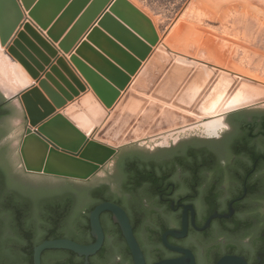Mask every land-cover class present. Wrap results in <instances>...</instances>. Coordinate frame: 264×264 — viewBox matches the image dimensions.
<instances>
[{"label": "flooded vegetation", "instance_id": "flooded-vegetation-1", "mask_svg": "<svg viewBox=\"0 0 264 264\" xmlns=\"http://www.w3.org/2000/svg\"><path fill=\"white\" fill-rule=\"evenodd\" d=\"M0 95L6 96L1 87ZM202 128L198 134L183 130L147 140L154 141L149 148L140 147L145 142L121 148L90 180H72L87 187L69 196L61 226L57 209L48 210L39 224L30 201L22 198L31 224L23 227L19 243L5 234L13 227L2 225L0 245L5 251L17 246L33 250L34 255L58 232L64 234L59 239L92 245L91 212L110 202L127 213L146 264L180 259L181 250L191 251L196 264H218L226 256L264 264V106L225 115ZM46 203L57 206L56 200ZM215 214L222 217L208 224ZM100 222L105 240L97 254L86 258L67 251L56 257V250L45 251L42 264H135L114 215L103 212ZM6 256L0 252L1 263Z\"/></svg>", "mask_w": 264, "mask_h": 264}, {"label": "water", "instance_id": "water-1", "mask_svg": "<svg viewBox=\"0 0 264 264\" xmlns=\"http://www.w3.org/2000/svg\"><path fill=\"white\" fill-rule=\"evenodd\" d=\"M48 1L41 0L37 3V0H0L1 60L4 56H9L13 62L24 67L34 80H38L42 69L34 56L47 62L42 51L50 56H55L57 51L33 25L30 23L22 24L25 19L23 9L29 12L31 19L42 30L48 31L47 35L52 41L60 42L61 50L67 53L72 49L75 39L84 27L106 6L105 4L109 0H95L90 9L84 13L77 25L62 41L63 28L61 25L69 22L87 0H73L54 26L52 25V18L44 15ZM20 27L23 28V31L19 32L10 43ZM100 30L105 31L109 37ZM88 39L107 59L92 47L82 44L76 52L77 56L82 57V61L77 57H72L71 61L99 100L107 109L111 110L121 96L120 91L125 90L131 82V77L135 76L141 68V62L149 58L151 50L148 46H155L159 38L153 22L147 15L129 0H114L109 14L103 15L98 22V28L93 31ZM163 54L165 53H158L156 56L162 57ZM167 55L171 58L167 59L168 65L171 67L174 58L172 59L169 53ZM183 61L176 60L173 67H179ZM52 73L59 79L60 83L51 75L47 76V79L52 87L47 82H41L40 87L47 97L42 95L38 88H32L20 94L17 101L15 99L12 103H7L6 100L9 98L0 95V104L7 103L6 109L9 111L7 116L0 117V167L7 173L10 191L18 193L23 199L26 198L30 201L33 206L31 209H34L39 222L43 220V215L48 211L46 208L47 201H61L74 192L79 195L82 194L87 185L72 180H90L115 157L121 148L141 144L146 141L142 140L145 137L151 140L183 130H201L206 124L225 115L252 107L264 106V99L254 100L245 106L220 113L214 118H205L201 122L202 124L196 123V118L183 113L169 112L170 114L167 115V112L161 119L156 120L153 127L148 130L149 124L145 126L144 122L151 121L149 110L148 113H144L140 117L134 130L129 131L133 126L131 120L124 124L117 123L127 101L134 97L133 93H128L120 105L113 109L100 130L92 128L85 132L63 113L54 114L56 109H63L68 102L74 101L81 93H85L87 91L86 85L81 82L63 59L57 61V67L52 69ZM141 85H135V88L141 91ZM135 98L144 101L141 97L135 96ZM13 105L20 112L25 110L27 116V127L20 144V156L26 172L71 180L30 177L17 170L14 154L10 147L17 132L9 128V121L15 114ZM196 115L201 117L202 113ZM136 120L137 117L135 122ZM100 178L97 177L95 183ZM85 208L84 205L79 207L81 210ZM103 212H111L114 215V220L122 229L123 237L128 243L135 264H146L144 253L135 238L127 213L121 207L110 202L98 205L91 212V228L96 239L94 244L82 245L69 239L47 240L34 249L33 263L42 264L43 253L52 250L70 251L86 258L97 254L105 240L100 222V216ZM9 216V214L4 215L3 225H11ZM218 217L222 216L215 214L210 217L208 224ZM65 226L69 227L70 224H65ZM65 230L68 231L67 228ZM5 234L13 239L16 237L13 228L5 230ZM172 235L177 236L174 233ZM181 252L183 257L180 259L165 260L155 264H196L195 256L191 251L181 250ZM218 264L246 263L242 259L226 256Z\"/></svg>", "mask_w": 264, "mask_h": 264}, {"label": "rangeland", "instance_id": "rangeland-1", "mask_svg": "<svg viewBox=\"0 0 264 264\" xmlns=\"http://www.w3.org/2000/svg\"><path fill=\"white\" fill-rule=\"evenodd\" d=\"M151 1L156 4L155 13L160 15L157 21L164 37L161 39L154 25L159 41L155 46L146 45L150 53L152 48L156 50L135 80V85L142 84L141 91L135 88V96L144 100L135 98V109L138 108L135 118L150 110L151 121L144 122L145 126L149 124L148 130L167 112V115L183 113L196 118V123L203 122L196 114L202 113L201 106L211 98L218 102L240 95L248 96L251 102L264 99V0ZM181 13L184 15L179 24L169 21ZM158 53L165 54L158 57ZM166 53L175 60L171 67ZM1 59L3 90L5 57ZM176 60H184L186 64L183 61L179 67H173ZM14 108L9 128L17 131L10 146L17 170L30 177L68 180L26 172L20 156L26 120L23 112ZM198 131L195 130L196 134ZM152 142L140 147L149 148Z\"/></svg>", "mask_w": 264, "mask_h": 264}, {"label": "crops", "instance_id": "crops-1", "mask_svg": "<svg viewBox=\"0 0 264 264\" xmlns=\"http://www.w3.org/2000/svg\"><path fill=\"white\" fill-rule=\"evenodd\" d=\"M41 0H37V3ZM95 0H87L86 3L82 7L78 9L76 14L73 18L67 23H63L61 25L62 29V38L61 41L69 35V33L72 31V29L77 25V23L80 21L81 17L90 9L92 4ZM134 6H136L139 10H141L145 15H147L151 20L153 21L154 25L156 26L159 35L161 39H163V32L160 28V25H158L157 18H160V15H157L155 13L157 7L156 4H154L151 0H129ZM73 0H49L46 3L45 7V16L52 18V25L54 26L61 16L64 14V12L69 8V6L72 4ZM114 0H109L105 5V7L97 13V15L84 27L82 32L77 36L75 39L72 49L69 52H64L60 48V42L55 43L52 41L49 36L47 35L48 31L42 30L29 16V12L25 11L23 9L25 19L23 20L22 24L24 23H30L33 25V27L41 34V36L53 47L55 51H57V54L55 56H50L44 51L42 53L47 59V62H44L40 60L38 57L34 56L35 59L38 61L39 65L41 66V71L39 73L38 80H34L29 73L25 70L24 67H22L17 62H13L9 56L5 57V62L3 65V70L5 73V79L3 80L1 86L3 87V90L6 92L5 95L7 98L11 100L17 101L20 94L32 89V88H38L39 91L47 97L44 90L40 87L41 82H47L48 79L47 76L51 75L58 83L59 79L52 73V69L54 67H57V61L60 59H63L65 63L68 65V67L75 73V75L81 80L83 84L86 85L87 91L85 93H81V95L74 99L72 102H68L67 105L63 109H56V114L63 113L69 120H71L73 123H75L81 130L87 132L91 130L92 128H96L100 130L103 125L106 123L107 119L109 118L110 113L113 111L114 108L118 107L120 103L124 100L125 96H127L128 93H133L134 97H131L125 107L122 109L120 117L117 120L118 124H124L127 121H132L133 126L129 131H133L135 128V114L137 113V109H135V80L141 70L145 67L147 64L149 58L152 56V54L155 52L156 48H152V53L147 59V61L141 62L142 66L137 72L135 76L131 77V82L128 84V86L125 88V90L120 91V98L117 100L115 106L113 109H107L104 104L99 100V98L94 93L91 86L87 83L85 78L82 76V74L79 72L77 67L73 64L71 61L72 57H77L80 61H82V57L77 56L76 52L79 50L82 46V44H87L88 46L92 47L94 50L98 51V49L89 41V37L93 34V31L98 28V22L103 17L104 14H109V10L111 5L113 4ZM184 13V12H183ZM183 13L175 16L172 20H169L171 22H176V24H179L181 22ZM175 24V25H176ZM170 25V24H169ZM23 31V28L20 27L15 35L13 36L12 41L17 37V34L19 32ZM104 35L109 37L105 31L100 30ZM111 39V38H110ZM98 53L106 58L104 54L98 51ZM107 59V58H106ZM19 66L18 68H15L13 66ZM10 66V67H9ZM8 68L9 71L7 70ZM60 70V69H59ZM50 85V83H48ZM51 86V85H50ZM52 87V86H51ZM3 91V92H4ZM23 115L26 120V126L27 127V116L25 110H23ZM137 116V121L142 116ZM84 123V124H82ZM86 123V124H85ZM88 126V127H87ZM24 130V132H25ZM23 132V134H24ZM23 136V135H22Z\"/></svg>", "mask_w": 264, "mask_h": 264}, {"label": "trees", "instance_id": "trees-1", "mask_svg": "<svg viewBox=\"0 0 264 264\" xmlns=\"http://www.w3.org/2000/svg\"><path fill=\"white\" fill-rule=\"evenodd\" d=\"M7 103L0 104V117L7 116L9 111L6 109ZM7 173L4 169L0 167V228L4 224L3 217L5 214H9L10 216V224L14 229V233L16 234V238L14 240L17 241V243L20 242L22 238V229L25 226L30 225L29 219L25 217V210L28 208H25L21 204L22 196L18 193L10 191L8 188L7 183ZM57 201V206L52 207V205L46 206L47 210H53L57 209L59 214L58 218H55L58 223H56L58 226H61L63 224L64 219L66 218V215L70 208V201L69 197H66L65 199H62L61 201ZM46 214H44V217ZM44 219V218H43ZM46 219V218H45ZM39 224H44V220L39 222ZM50 224H52L50 222ZM64 234L62 232L51 234L52 239H59L63 237ZM1 237V232H0ZM0 239V243H1ZM1 249L0 252L2 256L4 257V253L7 254L6 256V263L0 264H34L33 263V250H22L17 248H12L11 251H5L3 247L0 245ZM67 253V251H53V256L60 257L63 256V254ZM3 257L1 259L3 260Z\"/></svg>", "mask_w": 264, "mask_h": 264}, {"label": "bare ground", "instance_id": "bare-ground-1", "mask_svg": "<svg viewBox=\"0 0 264 264\" xmlns=\"http://www.w3.org/2000/svg\"><path fill=\"white\" fill-rule=\"evenodd\" d=\"M262 13V11H261ZM264 14V13H263ZM15 68H18L19 66H13ZM216 98L209 99L205 105L203 104L201 108L203 109L204 114L201 116L202 119H210L215 117V114H220L226 111H229L231 109H234L236 107L245 106L249 103H251V98L248 96L240 95L235 98L229 99L226 101V99L218 102L215 100ZM215 100L214 103L212 101ZM218 107V108H217Z\"/></svg>", "mask_w": 264, "mask_h": 264}]
</instances>
